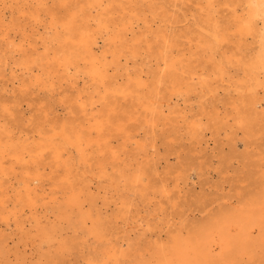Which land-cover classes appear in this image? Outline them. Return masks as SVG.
I'll return each instance as SVG.
<instances>
[{
  "label": "bare ground",
  "instance_id": "obj_1",
  "mask_svg": "<svg viewBox=\"0 0 264 264\" xmlns=\"http://www.w3.org/2000/svg\"><path fill=\"white\" fill-rule=\"evenodd\" d=\"M133 2L150 16L129 13ZM54 3L0 0V75L9 66L14 101L22 111L18 92L51 93L44 120L28 130L22 121L32 120V110L13 128V99L0 98L2 264H66L74 249L71 264H264V0ZM144 42L149 51L138 67ZM198 54L204 65L191 61ZM221 89L235 91L234 114H221L212 100V136L225 128L224 168L244 173L247 184L237 204L199 196L207 214L199 219L176 208L183 194L199 192L187 165L168 176L172 149L163 163L156 136L183 132L189 151L206 154L209 122L188 103L194 97L201 106ZM235 128L243 131L242 151ZM18 230L38 237L37 262L27 249L9 257Z\"/></svg>",
  "mask_w": 264,
  "mask_h": 264
},
{
  "label": "rangeland",
  "instance_id": "obj_2",
  "mask_svg": "<svg viewBox=\"0 0 264 264\" xmlns=\"http://www.w3.org/2000/svg\"><path fill=\"white\" fill-rule=\"evenodd\" d=\"M49 4L51 8H57L58 4L54 3V0H49ZM53 6V7H52ZM130 11L129 13L131 14H138V12H141L140 17H144L145 13L150 16L149 13L143 11L144 9L149 10L147 6H141L142 8H139L134 2L128 4ZM121 12H117L114 14L115 19H119L121 17L120 15ZM45 15V14H44ZM196 25H192V29H194ZM183 33V31H182ZM192 35V33H190ZM195 34V33H193ZM150 38L154 39L153 35H149ZM183 39V38H182ZM153 40L152 42H154ZM102 42V41H100ZM157 41L155 43H151L154 48L157 47L156 45ZM143 45L145 46V50H143L142 56L136 60V64L138 67H141L139 65V62L142 60V58H146V50L149 51L148 48V43L144 42ZM234 45V44H232ZM186 48H189L190 45L185 44L184 45ZM195 49V48H194ZM190 54V53H188ZM190 56V55H189ZM147 59H150V55L148 56L147 54ZM134 59L130 60L131 63H133ZM191 61L193 64L196 65H204L205 59L200 55L192 56ZM153 62V61H152ZM133 65H131L132 67ZM136 68V67H135ZM236 69V68H235ZM9 66H6V69L3 73H6L7 75H0V87L1 85L7 86L6 88L9 90L8 92L4 91L3 89L0 88V98L5 99V100H10L13 99V102L11 105H13V108L15 110L16 116H12L11 120L7 118L9 123H11V127L15 128L17 127V117L22 114L23 118L25 117L23 113L26 114V116L30 115L33 113L32 120L28 121L24 119L23 126L27 130L30 129L31 127H34V125H38L44 120V109L47 107V105L50 103V97L51 93L47 92V90L44 89H37V91H31L28 92L29 89H26L28 94H25L23 91L18 92V98L21 101L23 105V110H20V106L16 100V97H13L17 92L10 91L11 86L7 85L6 82L11 83L12 80L7 79L10 74H9ZM236 71V70H235ZM237 74V73H236ZM245 75L243 72H239V76ZM150 80V79H149ZM227 83V82H226ZM18 84V83H17ZM18 87L19 85H15ZM33 87V86H32ZM35 88V87H33ZM32 88V89H33ZM45 91V92H44ZM6 92V93H5ZM231 94H236L235 91H232ZM227 95L226 91L224 89L220 90V95H218L217 98L212 99L211 95H207L206 100L201 104V106L198 104L197 100L193 99L194 97H191V101L188 103V107L191 108L194 106V111L193 113L198 114L199 116L203 115V120L205 122H209V128L206 130L207 131V137L211 138L209 148L207 149V153H203L197 150L189 151V147L191 145V139L187 138L183 132L173 134L170 137H167L164 134V131L161 129L158 131V135L156 136V144H157V149L162 153L161 155V161L165 163L164 157H165V152L168 147H171L172 152H170L169 157L171 162L173 163V168L170 170V173L168 176L174 177L176 173L178 172V168H183L186 167L185 165L188 166L189 172L192 174V179L189 180V186H194L195 190L199 192L197 195L194 194L192 195L193 192H190L189 194H183L184 196L180 200V204L176 207L179 210H184L186 211L187 214H189L190 217L196 216V218L199 219H205L206 218V212L203 211V204L200 205V202H198L197 198L201 196L199 199L205 198L207 200H210L214 198L216 195L220 196L219 200L220 202L222 201L223 203H233L237 204L238 203V198H239V191L242 186H245L247 184V181L245 179V174L241 173L240 171H236L234 168H224V166L227 164L224 160L223 153L227 154L229 151H231V146L228 143V137L226 136V131L225 128H221L219 130V133H215V136H212V131H217V125L215 124V120L210 118V114L213 112V103L212 100H215V104L218 106V109L220 108V113L224 114L225 110L229 111L231 114H234V99L232 95ZM0 99V101H1ZM130 100H122L119 102L118 107L121 109L120 111H123V108L127 107L130 104ZM29 102V104H28ZM31 103V104H30ZM204 109V110H203ZM32 110V113H30ZM203 111V112H202ZM20 112V113H19ZM2 114H6L1 111ZM202 113V114H201ZM198 117V116H197ZM170 127V125H167ZM20 127V126H18ZM17 129V128H16ZM183 130V127H182ZM235 131L237 132L236 134V143L238 145V150L242 151L244 149V143L242 140V135L243 131L241 128H235ZM263 139H259L258 143L259 145L263 142ZM214 149V151H213ZM189 154L190 157L182 161V158ZM239 158L233 157L231 162L234 164V166L240 165L239 164ZM189 160H196V167L197 169H192L190 166V161ZM189 164V165H188ZM190 166V167H189ZM238 167V166H237ZM187 168V167H186ZM228 168V169H227ZM199 171V172H198ZM200 173V175L198 174ZM56 175L58 173H55ZM181 174V173H180ZM197 174L199 176H197ZM46 176H54L53 174L46 175ZM52 179V178H50ZM50 180L45 179L46 183H50ZM240 188V189H239ZM260 188L257 187L256 190H259ZM201 192V193H200ZM111 194V193H109ZM204 200V199H202ZM203 203V202H202ZM167 207L172 208L171 205L168 202H165ZM217 204V203H216ZM210 208V207H209ZM16 233V235H15ZM20 230L17 232H14V238L10 240V253L9 257L13 259L14 261L17 260L16 258V249L19 248L20 250H25L27 249L26 253L28 255V261L29 262H37L38 259H40V251L38 249V237H27V235L22 233ZM73 234V232L71 233ZM20 235H22V238L20 239ZM26 235V236H25ZM14 239V241H13ZM25 245L24 248V244ZM46 247H44L45 249ZM57 248L53 249L52 254L58 253L56 251ZM77 251L76 249L70 250L69 252L66 253L64 256L65 263L66 264H71L70 262H74L78 259L77 256ZM48 252L43 259H46L48 256ZM51 254V255H52ZM41 258V259H42ZM43 264H50L48 260L42 261ZM0 263L1 259H0ZM59 263H61L59 261Z\"/></svg>",
  "mask_w": 264,
  "mask_h": 264
}]
</instances>
